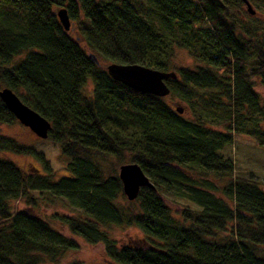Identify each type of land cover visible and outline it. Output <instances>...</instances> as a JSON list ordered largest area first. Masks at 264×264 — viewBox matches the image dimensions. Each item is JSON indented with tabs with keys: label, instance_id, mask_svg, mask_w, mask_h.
Here are the masks:
<instances>
[{
	"label": "trees",
	"instance_id": "16d2710c",
	"mask_svg": "<svg viewBox=\"0 0 264 264\" xmlns=\"http://www.w3.org/2000/svg\"><path fill=\"white\" fill-rule=\"evenodd\" d=\"M146 3L0 0V90L51 124L47 139L66 171L55 180L38 156L45 172H23L1 155L35 152L0 135V264L55 263L79 248L45 220L14 212L21 200L33 208L65 201L81 216L53 220L101 245L114 264H264V190L232 178L233 164L220 154L234 135L264 149V102L255 91L256 81L264 85V24L243 23L241 0ZM61 8L82 25L84 46L99 63L174 72L176 80L165 81L169 95L112 80L62 29L54 12ZM175 50L194 67H175ZM15 123L0 100V124ZM123 164H136L153 186L131 202L117 177ZM163 194L185 202L177 215ZM111 227L138 230L139 244H118Z\"/></svg>",
	"mask_w": 264,
	"mask_h": 264
},
{
	"label": "rangeland",
	"instance_id": "374dc122",
	"mask_svg": "<svg viewBox=\"0 0 264 264\" xmlns=\"http://www.w3.org/2000/svg\"><path fill=\"white\" fill-rule=\"evenodd\" d=\"M98 3H110L116 0H95ZM254 11V14L247 17L249 14L246 11V7L243 4L241 8V18L244 24L250 27H257L259 23L264 24V0H247ZM144 6L147 5L146 0H138ZM58 9L54 10L56 12ZM246 15V17L244 16ZM82 25L78 22L71 21V28L68 31L69 36L72 39L78 38V44L86 53L89 51L84 46L81 39ZM261 31L258 32V36H261ZM101 66L104 68L106 63L100 60ZM173 65L177 68H193L194 63L185 50H175L173 58ZM255 91L259 95L261 101L264 102V85H261L256 81ZM169 106L174 108L179 106L183 109L184 114L188 117L190 114L187 107L177 101L166 99ZM210 129L220 131L221 126L206 124ZM0 135L14 139L17 143L27 146L35 152L32 156H21L10 153H3L1 156L11 161L23 172H34L37 169L41 172H45L42 164L36 157L42 156L43 160L48 163L49 169L52 171L53 178L59 179L66 176L65 162L60 156L58 145L46 140L38 139L28 128L20 125L18 122L13 125L0 124ZM224 159H230L233 164L232 178H240L251 183L257 184L264 190V149L256 146L245 135H234L231 145L226 146L220 153ZM33 197H37V194H32ZM164 203L171 210L173 215H177L184 207L185 202L172 198L170 195H161ZM13 211H25L32 216H36L45 220L54 228L58 229L64 236L73 239L78 244L79 248L76 252H68L62 258L55 263L43 261V264H114L110 262L104 255L101 245H89L83 242L80 238L72 236L65 228L60 226L55 220L54 215L67 216V217H80V212L70 207L65 201L58 200L54 205L40 204L39 207L33 208L27 206L24 201H17L12 204ZM110 236L115 239L120 245L139 244L136 240H139L142 236L140 232L134 228H116L111 227L107 229Z\"/></svg>",
	"mask_w": 264,
	"mask_h": 264
},
{
	"label": "water",
	"instance_id": "95a60500",
	"mask_svg": "<svg viewBox=\"0 0 264 264\" xmlns=\"http://www.w3.org/2000/svg\"><path fill=\"white\" fill-rule=\"evenodd\" d=\"M241 1L245 5L247 13L253 15L254 11L248 1ZM55 16L62 29L68 32L71 28V22L66 9L57 10ZM76 41H78V38H76ZM87 58L96 66H101L94 53H88ZM104 70L112 80L121 85L158 98H165L169 95V89L165 81L169 79L176 80L177 78L174 72H162L139 65L108 63L105 65ZM0 100L20 125L28 128L40 140L48 138L51 124L23 104L10 89L2 88L0 90ZM174 109L179 115L183 113V109L179 106H175ZM117 177L121 183L122 193L129 202L137 198L141 188L153 187L147 176L136 164L120 165L117 170Z\"/></svg>",
	"mask_w": 264,
	"mask_h": 264
}]
</instances>
